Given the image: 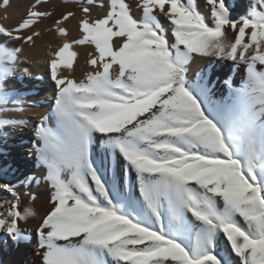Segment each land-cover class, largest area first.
<instances>
[{
  "label": "snow or ice",
  "instance_id": "obj_1",
  "mask_svg": "<svg viewBox=\"0 0 264 264\" xmlns=\"http://www.w3.org/2000/svg\"><path fill=\"white\" fill-rule=\"evenodd\" d=\"M45 3L0 24V129L25 123L4 114L24 110L28 93L12 82L33 76L23 46L53 17ZM205 4L207 13L198 0H108L96 19L84 7L80 38L50 50L55 101L34 145L48 210L21 207L17 186L0 184L13 197L0 201V233L27 241L21 221L39 217L41 264H264V0L239 16L229 0ZM73 15L55 20L59 36ZM85 44L91 70L62 74L74 71L73 46ZM197 57L245 66L231 104L212 99L211 71L194 70ZM97 137L111 169L94 155Z\"/></svg>",
  "mask_w": 264,
  "mask_h": 264
},
{
  "label": "bare ground",
  "instance_id": "obj_2",
  "mask_svg": "<svg viewBox=\"0 0 264 264\" xmlns=\"http://www.w3.org/2000/svg\"><path fill=\"white\" fill-rule=\"evenodd\" d=\"M53 1L55 3L48 2L40 8V10L51 11L53 18L44 19L37 25V30L41 32V36L36 39L34 46L24 45L26 48H24L23 56L33 76L24 78L22 85L18 81L12 82L13 85L22 87L28 93L24 98V110L11 111L4 114L5 118L22 119L25 123L16 127L8 126L4 128L5 133L2 134L4 138L0 140V167L7 173L22 177V191L26 190L29 193L38 191L37 199L35 201L32 200L31 204L41 216L49 208L47 201L50 198V190L47 188L45 182L40 179L45 169L39 163L34 145L37 143V137L35 135L36 126L42 116L49 114L55 101V82L50 77V70L47 65L49 52L61 46L65 39L80 38L82 33L80 31L79 21L84 17L82 11L84 7H89L91 9L90 18L96 19L106 14L108 5V0ZM33 2L34 0H10L12 5L26 9ZM234 3L232 0L231 4L233 9L236 5ZM100 4H104L105 6L100 7ZM241 7L247 11V6L243 7L241 5ZM67 12H72L74 15L70 17L71 20L68 19L69 22L67 20L68 23L65 22L67 25L63 26L68 29V36L61 37L56 32L55 20L60 19ZM3 23L5 25V22ZM15 25L17 23L12 26ZM230 33L229 35H231ZM20 43L21 41H16L15 46H19ZM73 50L78 53L74 63V71L62 72V74L75 77L76 79H82L86 71L91 70L86 61L89 58L88 53L94 52V48L87 44L74 45ZM192 68L194 70L205 69L211 71L209 79L210 87L212 88V99L224 104H230L233 101L232 90L241 87L246 78L244 65H234L232 61L220 60L215 57H197L194 60ZM50 123L53 127L55 126L54 117H50ZM9 127H12V131L7 130ZM101 139V137H97L93 145V152L97 159L103 157L105 165L111 169L113 163L112 157L105 152L100 142ZM119 164H123L122 158H120ZM25 177H35L36 179L29 184L24 182ZM130 177L133 183V195L139 198V184L135 180L134 171L130 173ZM36 181L40 182L37 183ZM1 198L0 196V201H2ZM38 220L39 217L36 219L30 218L27 222L21 221V227L26 230V234L29 237L27 241L15 243L5 237L3 233H0V264H41V258L36 254L38 244L36 228L38 227Z\"/></svg>",
  "mask_w": 264,
  "mask_h": 264
},
{
  "label": "rangeland",
  "instance_id": "obj_3",
  "mask_svg": "<svg viewBox=\"0 0 264 264\" xmlns=\"http://www.w3.org/2000/svg\"><path fill=\"white\" fill-rule=\"evenodd\" d=\"M231 1L232 0H229L230 3H231ZM48 2L49 3L50 2L55 3V1H53V0H48ZM233 2H235L234 4H236L235 7H234V9H233L234 10V15L239 16V15L245 14V12H247L249 10L250 4L253 2V0H233ZM198 4L200 5L202 11L204 10L205 13L208 12V8H207V5L205 4V0H198ZM241 5L243 7L247 6V11L245 9H243L241 7ZM13 6L14 5H12L10 3V5L7 8H5L3 6V4L0 3V24H4L3 22H5V26H7V25L8 26H12L13 24H16V23L18 24L19 22L22 21V19L25 17V14H26L27 10L30 8V6L27 9L26 8H23V7L21 8V7H17V6H14L13 7ZM52 21H53V19H52ZM65 22L68 23L69 20H68V22L67 21L62 22L63 23L62 26H66L67 25ZM230 34L232 35V33H230ZM21 43L19 44V46H22ZM23 47L26 48V46H23ZM232 64L236 65L234 62H232ZM241 65H243V64H241ZM7 130L8 131H12V127L7 128ZM3 133H5L4 128L3 129H0V140H2V138H4V137H2V134ZM0 183L1 184L2 183H11V184H14V185L17 186V191H18L19 194H21L20 196H21V199H22V205H21V207L30 205L32 203L31 202L32 200L29 197H31L32 195H36V196L38 195V191L37 190H36L37 192L36 191H33V192H30V193L28 191H26V190H23L22 191V187H23V185H22L23 184L22 177L19 176V175H13V174L7 173V172H5L3 170L2 167H0ZM0 196L2 197L1 198L2 201L8 200V199L9 200H12L13 199V197L9 193H7L5 191L4 192L2 191L1 194H0ZM26 201H28V202H26ZM5 207H7V205H5ZM0 210H1L0 212H2V211H4V208H0ZM221 246L222 247L224 246V240H223V238H221Z\"/></svg>",
  "mask_w": 264,
  "mask_h": 264
}]
</instances>
